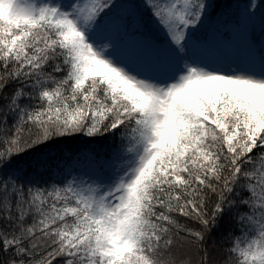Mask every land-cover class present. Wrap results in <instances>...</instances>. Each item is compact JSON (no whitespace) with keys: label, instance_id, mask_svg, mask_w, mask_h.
<instances>
[{"label":"snow or ice","instance_id":"1","mask_svg":"<svg viewBox=\"0 0 264 264\" xmlns=\"http://www.w3.org/2000/svg\"><path fill=\"white\" fill-rule=\"evenodd\" d=\"M258 6L0 0V264H264ZM80 136L110 143L19 167Z\"/></svg>","mask_w":264,"mask_h":264},{"label":"trees","instance_id":"2","mask_svg":"<svg viewBox=\"0 0 264 264\" xmlns=\"http://www.w3.org/2000/svg\"><path fill=\"white\" fill-rule=\"evenodd\" d=\"M217 5L218 10L236 14L239 12V6L244 4L246 0H212ZM260 5L264 7V2L260 0ZM209 31L205 33L208 35ZM219 46V45H218ZM110 143L109 139L89 140L86 137H72L63 140L52 141L48 145H42L39 149L33 150L32 154L25 155L19 159V167L36 168L41 165L39 171H47V166L52 165V173L55 176V164L63 159L74 157L83 151H101ZM47 178V177H45ZM219 240L220 232L214 234Z\"/></svg>","mask_w":264,"mask_h":264},{"label":"rangeland","instance_id":"3","mask_svg":"<svg viewBox=\"0 0 264 264\" xmlns=\"http://www.w3.org/2000/svg\"><path fill=\"white\" fill-rule=\"evenodd\" d=\"M264 2V0H262ZM259 6L257 7V9L255 10L256 15H255V22H256V26H257V32L259 31V21L261 19H264V7L262 5H260V0H257ZM249 0H246V2H244V4L240 5L239 7V12L242 11L243 9H245L248 6ZM208 39V46H207V56L209 59H215V60H220V59H225L228 57L229 53L227 51V45L226 43H223L219 40L218 35H208L207 37ZM218 44H222L223 45V52L221 53H216L215 52V47ZM262 44H264V38L262 39ZM221 51V50H219ZM88 151H83L81 152V154H84Z\"/></svg>","mask_w":264,"mask_h":264}]
</instances>
